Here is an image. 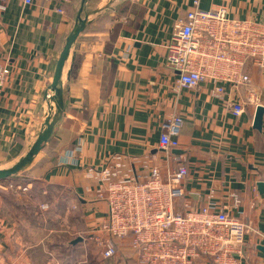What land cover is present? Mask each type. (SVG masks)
<instances>
[{
    "label": "crops",
    "instance_id": "1",
    "mask_svg": "<svg viewBox=\"0 0 264 264\" xmlns=\"http://www.w3.org/2000/svg\"><path fill=\"white\" fill-rule=\"evenodd\" d=\"M106 1L11 0L0 12V65L10 69L0 95V169L35 142L49 111L56 61L83 5L81 16ZM195 1L117 0L92 17L66 63V113L34 162L13 176L28 189L0 191V264H130L125 249L104 258L89 236L98 232L107 206L91 194L95 182L84 166L102 165L113 154L136 169L132 160L147 154L163 173L187 165L191 207L208 197L222 204L229 194L240 195L232 213L249 229L239 261L264 264L258 249L264 246V193L257 185L264 181V122L261 130L254 127L256 109L264 107V68L249 63L252 88L227 84L223 97L213 95L212 80L196 90L178 87L177 73L165 65L167 45ZM198 1L202 9L225 5L233 17L264 23V0ZM235 101L245 104L240 116L232 113ZM174 113L184 124L179 147L167 155L157 145L162 123Z\"/></svg>",
    "mask_w": 264,
    "mask_h": 264
},
{
    "label": "built area",
    "instance_id": "2",
    "mask_svg": "<svg viewBox=\"0 0 264 264\" xmlns=\"http://www.w3.org/2000/svg\"><path fill=\"white\" fill-rule=\"evenodd\" d=\"M10 1L0 0L1 13ZM20 1L31 5L37 0ZM52 1L61 5L69 0ZM194 6L176 21L167 45L165 65L177 73V86L196 90L212 80L217 97L225 95L227 84L252 88L253 77L246 66L264 68V23L233 17L225 5L202 9L196 0ZM56 10L64 13L61 7ZM9 72L8 65H0V95ZM231 110L240 116L245 104L235 101ZM183 124L181 113L164 121L157 150L170 155L177 149ZM145 157L132 160L138 169L131 168L122 154L111 155L99 166H84L86 177L95 182L91 194L107 206L98 232L89 235L102 256L113 258L129 249L138 264H241L249 228L232 213L241 204L240 195L231 193L230 202L222 204L208 197L199 208L191 207L185 187L187 165L163 173L152 163L153 155Z\"/></svg>",
    "mask_w": 264,
    "mask_h": 264
},
{
    "label": "water",
    "instance_id": "3",
    "mask_svg": "<svg viewBox=\"0 0 264 264\" xmlns=\"http://www.w3.org/2000/svg\"><path fill=\"white\" fill-rule=\"evenodd\" d=\"M86 1L87 0H84V4ZM116 1L117 0H108L103 5L97 7L96 9L86 11L84 13V16H81L85 8V6L83 5L79 19L77 20L71 31L68 33L64 45L61 49L60 55L56 61L52 81L48 88L50 95L48 98L46 97L49 103V111L42 124V128L38 132L35 142L30 147L26 155L21 157L13 166L0 169V181L7 180L19 174L28 166H30L51 139L56 125L60 122V120L66 113L63 81L65 76L64 74L66 63L72 54L76 41L80 34L91 23L92 17L101 13L105 9L110 8ZM263 118L264 107L260 105L256 109L254 127L261 130L264 122ZM257 185L260 192L264 193V181H259ZM82 239L83 237H78L72 242L75 244ZM258 249L264 253V246L261 245L258 247Z\"/></svg>",
    "mask_w": 264,
    "mask_h": 264
},
{
    "label": "rangeland",
    "instance_id": "4",
    "mask_svg": "<svg viewBox=\"0 0 264 264\" xmlns=\"http://www.w3.org/2000/svg\"><path fill=\"white\" fill-rule=\"evenodd\" d=\"M12 179L14 178L11 177L7 180H3L2 182H0V191H3V193H5V191H8L10 193L11 191H15L16 188L26 191L25 185L18 184L17 182H15L17 180L12 181Z\"/></svg>",
    "mask_w": 264,
    "mask_h": 264
},
{
    "label": "trees",
    "instance_id": "5",
    "mask_svg": "<svg viewBox=\"0 0 264 264\" xmlns=\"http://www.w3.org/2000/svg\"><path fill=\"white\" fill-rule=\"evenodd\" d=\"M119 244V243H118ZM124 254L127 255V260L131 262L130 264H138L137 260L133 257V251L126 249Z\"/></svg>",
    "mask_w": 264,
    "mask_h": 264
}]
</instances>
